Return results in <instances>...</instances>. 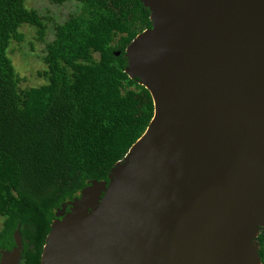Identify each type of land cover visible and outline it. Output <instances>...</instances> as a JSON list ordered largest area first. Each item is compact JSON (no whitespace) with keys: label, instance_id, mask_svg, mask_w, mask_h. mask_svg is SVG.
<instances>
[{"label":"water","instance_id":"obj_1","mask_svg":"<svg viewBox=\"0 0 264 264\" xmlns=\"http://www.w3.org/2000/svg\"><path fill=\"white\" fill-rule=\"evenodd\" d=\"M142 3L126 73L154 115L109 182L58 209L41 264H263L264 0ZM14 238L0 264H21Z\"/></svg>","mask_w":264,"mask_h":264},{"label":"trees","instance_id":"obj_2","mask_svg":"<svg viewBox=\"0 0 264 264\" xmlns=\"http://www.w3.org/2000/svg\"><path fill=\"white\" fill-rule=\"evenodd\" d=\"M26 1L0 0V253L15 248L18 231L21 264H41L58 209L91 181L109 182L150 124L152 96L126 73L125 55L152 22L142 0H49L79 5L61 23ZM24 25L46 42V83L23 89L9 48ZM258 241L264 261L263 229Z\"/></svg>","mask_w":264,"mask_h":264},{"label":"rangeland","instance_id":"obj_3","mask_svg":"<svg viewBox=\"0 0 264 264\" xmlns=\"http://www.w3.org/2000/svg\"><path fill=\"white\" fill-rule=\"evenodd\" d=\"M26 6L38 10L43 16L51 17L58 23L67 20L71 14L79 10V5L73 1L58 5L49 0H27ZM53 27V24H49L45 38L47 42L54 39L55 31ZM21 32L24 35L23 41H14L9 48V56L21 79L20 86L23 89L41 86L46 83V79L40 75L46 69L44 63L46 42L37 39V31L31 26L24 25ZM2 225L3 218L0 217V231Z\"/></svg>","mask_w":264,"mask_h":264},{"label":"flooded vegetation","instance_id":"obj_4","mask_svg":"<svg viewBox=\"0 0 264 264\" xmlns=\"http://www.w3.org/2000/svg\"><path fill=\"white\" fill-rule=\"evenodd\" d=\"M69 209H70V208L68 207V208H67V211H69ZM259 235H260V233H259ZM262 262H263V260H262ZM263 264H264V262H263Z\"/></svg>","mask_w":264,"mask_h":264}]
</instances>
